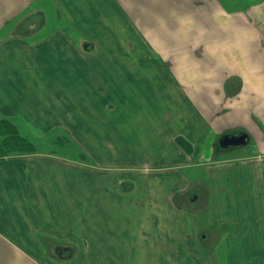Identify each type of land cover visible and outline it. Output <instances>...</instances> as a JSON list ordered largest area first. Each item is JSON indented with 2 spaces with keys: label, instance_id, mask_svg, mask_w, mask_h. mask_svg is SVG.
Segmentation results:
<instances>
[{
  "label": "crops",
  "instance_id": "0c3cea01",
  "mask_svg": "<svg viewBox=\"0 0 264 264\" xmlns=\"http://www.w3.org/2000/svg\"><path fill=\"white\" fill-rule=\"evenodd\" d=\"M0 118V264H264V0H0Z\"/></svg>",
  "mask_w": 264,
  "mask_h": 264
},
{
  "label": "trees",
  "instance_id": "16d2710c",
  "mask_svg": "<svg viewBox=\"0 0 264 264\" xmlns=\"http://www.w3.org/2000/svg\"><path fill=\"white\" fill-rule=\"evenodd\" d=\"M53 133H58L50 142L57 148L59 153H56L57 156L67 158L68 155L74 157L78 154L79 159L70 157L71 160L86 161L87 155L66 131L60 130ZM36 147L34 140L21 135L17 125L11 119L0 118V157L34 154Z\"/></svg>",
  "mask_w": 264,
  "mask_h": 264
},
{
  "label": "rangeland",
  "instance_id": "374dc122",
  "mask_svg": "<svg viewBox=\"0 0 264 264\" xmlns=\"http://www.w3.org/2000/svg\"><path fill=\"white\" fill-rule=\"evenodd\" d=\"M261 1H263V0H224V3L229 9H238V8L242 9V8H246V7L250 6L253 3H258ZM11 121L17 125L21 135L27 136V137L31 138L32 140H34L35 144L37 145V147L35 149L36 152H34V154L35 153H43V154L47 153V154H52L55 156H57L56 153L59 154L58 151L56 150L57 148L55 146H52L50 143L51 140L58 133L40 134L36 131L31 130L29 127H27L26 125H24V124H22L16 120H11ZM231 134H235V133H231ZM220 137H218V136L216 138L210 137L209 141L205 144V148H209V147L212 148L214 146L215 149H217L218 152L214 153V159L232 158L234 156L232 151L242 152L245 150H249V148L251 147L248 144L245 146L233 147V148H230L232 151L231 150H230V152L226 151L227 153H225V152H223V149L221 150L222 147L220 146V143H219ZM204 156H206V155H203V153H201L200 158L204 159ZM70 157H71V155H68L67 159L71 160V158L73 156L71 158ZM206 157L210 158V156H208V155ZM73 158L79 159L80 157L78 154H75V156ZM193 168H195L196 170H194ZM198 170H199V172H198ZM186 171L189 174H194L195 172H197L199 175L203 174V171H202V169H200V167H187ZM202 176H204V175H202ZM209 255H207L208 264H219V261H217L214 253H209Z\"/></svg>",
  "mask_w": 264,
  "mask_h": 264
},
{
  "label": "water",
  "instance_id": "95a60500",
  "mask_svg": "<svg viewBox=\"0 0 264 264\" xmlns=\"http://www.w3.org/2000/svg\"><path fill=\"white\" fill-rule=\"evenodd\" d=\"M249 141V134L246 132H241L238 134L227 133L221 136L220 138V146L222 148H231V147H239L244 146Z\"/></svg>",
  "mask_w": 264,
  "mask_h": 264
},
{
  "label": "flooded vegetation",
  "instance_id": "af4514ba",
  "mask_svg": "<svg viewBox=\"0 0 264 264\" xmlns=\"http://www.w3.org/2000/svg\"><path fill=\"white\" fill-rule=\"evenodd\" d=\"M240 133V132H239Z\"/></svg>",
  "mask_w": 264,
  "mask_h": 264
}]
</instances>
